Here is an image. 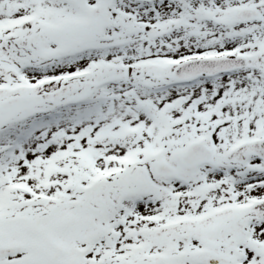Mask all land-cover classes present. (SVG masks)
<instances>
[{
  "label": "snow or ice",
  "instance_id": "6c2138e0",
  "mask_svg": "<svg viewBox=\"0 0 264 264\" xmlns=\"http://www.w3.org/2000/svg\"><path fill=\"white\" fill-rule=\"evenodd\" d=\"M0 264H264V0H0Z\"/></svg>",
  "mask_w": 264,
  "mask_h": 264
}]
</instances>
